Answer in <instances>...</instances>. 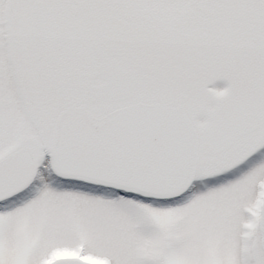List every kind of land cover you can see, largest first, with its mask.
I'll list each match as a JSON object with an SVG mask.
<instances>
[{"label": "snow or ice", "instance_id": "6c2138e0", "mask_svg": "<svg viewBox=\"0 0 264 264\" xmlns=\"http://www.w3.org/2000/svg\"><path fill=\"white\" fill-rule=\"evenodd\" d=\"M0 264H264V0H0Z\"/></svg>", "mask_w": 264, "mask_h": 264}]
</instances>
